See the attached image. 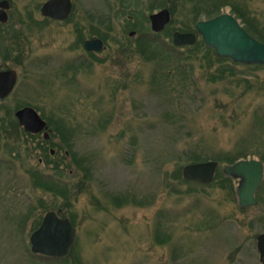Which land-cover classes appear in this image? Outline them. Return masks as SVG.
Wrapping results in <instances>:
<instances>
[{"label": "rangeland", "instance_id": "374dc122", "mask_svg": "<svg viewBox=\"0 0 264 264\" xmlns=\"http://www.w3.org/2000/svg\"><path fill=\"white\" fill-rule=\"evenodd\" d=\"M9 1L0 70L14 68L17 81L0 99V123L2 106H33L54 133L46 149L57 155L44 159L41 135L21 130L8 138L11 149L0 147V264H74L30 250L37 218L59 208L74 219L77 264H262L256 238L264 231V175L257 204L242 208L236 179L232 188L218 178L200 186L174 174L197 162L188 161L193 155L221 168L230 164L218 160L225 156L264 154V67L224 62L233 74L211 80L221 67L216 59L208 67L203 48L185 57L189 49L164 32L146 34L151 46L136 52L139 30L150 28L145 17L164 0H73L72 20L61 22H42L45 0ZM223 1L239 4L251 24L239 17L242 26L264 37V0ZM190 4L176 6L172 26L189 24ZM231 8L222 12L235 16ZM96 33L106 35L104 47L86 54L78 40ZM33 169L60 175L74 194L66 201L35 187Z\"/></svg>", "mask_w": 264, "mask_h": 264}, {"label": "water", "instance_id": "95a60500", "mask_svg": "<svg viewBox=\"0 0 264 264\" xmlns=\"http://www.w3.org/2000/svg\"><path fill=\"white\" fill-rule=\"evenodd\" d=\"M8 8L9 1L1 0V22L7 20L6 9ZM71 8V0H45L40 5V13L53 19H64ZM171 19L172 14L169 8H161L149 15L150 28L154 32H160ZM195 29L204 42L218 55L245 64H264V42L252 36L232 13L222 12L208 19L198 20L195 23ZM134 33L133 30L129 32L130 35ZM195 41L194 32L174 30L172 33V42L175 46L191 45ZM103 46V40L98 37L84 41V47L88 50H101ZM16 81L17 71L14 68L0 70V99H4L11 93ZM14 115L25 131L38 133L48 127L47 121L30 105L18 108ZM43 137L49 138L47 130H44ZM217 167L216 160L197 161L183 165L181 173L185 179L207 184L213 181ZM221 171L224 175L237 180L235 193L240 207L257 204L255 193L264 175L262 160L241 158L223 165ZM60 212V208L57 211H46L39 226L31 232L29 242L32 253L60 258L69 252L75 241V228L68 217L59 215ZM256 248L259 259L264 264V231L257 235Z\"/></svg>", "mask_w": 264, "mask_h": 264}, {"label": "trees", "instance_id": "16d2710c", "mask_svg": "<svg viewBox=\"0 0 264 264\" xmlns=\"http://www.w3.org/2000/svg\"><path fill=\"white\" fill-rule=\"evenodd\" d=\"M167 1H170L172 4L171 3L166 4ZM188 2L191 3L190 7H191L192 16H193L192 20L189 22V24H186L184 26H180V27L172 26V24L175 21L174 15H175V11H176V6L182 5V7H183ZM228 2H225L223 0H164V4L161 3V5H163L164 7L169 8V10L172 14V19H171L170 23L167 24L166 27L164 28V30L161 32H164L167 35V37H171L174 30L191 31V32H194L196 35L200 36V39H196V41L192 45H184L189 49L187 51V54L185 57H191V55H197L198 54L197 50L203 48L204 49V52H203L204 55L203 56L207 60L208 67L212 65L213 58H215L217 63L221 65V67L218 68V70H217L218 71V73L216 74L217 76H212V75L209 76V79H211V80H215L216 77L222 78L224 76L225 72H228L232 75L234 71H233L231 66L227 65V63H229V62H231V64H233V65L243 64V65H246L249 67H253V66H263L264 67V64H259V63H257V64H245V63L235 62L228 57H223V56L218 55L211 46L207 45L204 42L202 36L195 29L196 21L200 20L202 16L205 19H208V18H211L217 14H220V13H222V8L228 4L231 5L232 12L235 14L236 18H239V17L242 18V20L245 24L247 23L251 26V24L248 22V20L246 18V15H245L243 8L241 6H239V4H237V3H234V2L228 3ZM154 6H155V3L152 4L150 9L152 10L153 9L152 7H154ZM121 10L125 11V9H123L122 7H121ZM28 17L30 19V14L28 15ZM145 18L147 21H149L148 16H146ZM46 21H47V19L42 20V22H46ZM26 22H28V24L30 23V21H26ZM32 22L35 23V20H32ZM134 25H133V28H135ZM250 26L244 25V28L248 32L256 35L257 38H259L261 41L264 42V37L262 36V34H260V32L254 33L253 32L254 29L251 28ZM139 33H140V35L138 37V40H141V41L138 42L136 52H138L140 54H144L147 51V47L151 46V44H150L151 40L146 36V34L157 36L160 34V32H153L151 30V28L142 26L141 30H139ZM96 35L101 37L105 41L107 39L106 35H104V34L96 33ZM149 52L151 53V55L148 54V56H149V59H151L150 57L153 58L152 55L154 53L152 52V50H149ZM224 62H227V63L224 64ZM225 65H227V66H225ZM167 74L169 75V72H167ZM2 107L5 109V112L7 113V115H4L1 117L0 142L5 139V141H6V143H5L6 147L5 148H6V150H9L11 148L9 146H7L9 144L8 138L15 136V134L18 135V133L20 132V130L22 131V129L20 128L18 121H17L16 117L14 116V110H11L8 107H4V106H2ZM6 118H7V120H9V122L6 121ZM22 132L25 133L24 131H22ZM25 134H28V133H25ZM28 135H30L32 138L35 137L34 135H31V134H28ZM53 136H54V133L51 132L49 140H45L44 138H41V141L38 142L39 147H40L41 151L43 152V156L45 157L44 159H46V158L50 159L53 156L46 149V145L48 143L52 142L51 139ZM70 153L72 154L71 160L75 159L73 153L71 151H70ZM247 154H253V155L259 156V158L264 162V154H262V151H260V150L255 151V152H247L246 151L245 153H242V154L239 153V154L234 155V156H225L224 158H219L218 160L224 162V159H225V162L233 163V162L237 161L238 159L246 158ZM54 155H57L56 150L54 152ZM200 160H202V157H199L197 155H193V156L189 157L188 161H200ZM60 166H61V164H59V162L55 163L56 168L60 167ZM30 174L32 176V183L35 187L42 188V189L48 190V191H52L55 194L62 196L64 199H66V201H68V199H70V197L74 194V187L70 186V184H68L67 182H64L60 175L57 176V178H52V176H49V175L45 176L44 174H42V172L39 173L37 171H31ZM174 178L179 179L180 181H183L184 183L197 184L200 186H211L213 184L212 182L217 180V178H218L220 180L219 184L222 187L228 183H230L231 188L233 186V184H232L233 178L230 176L224 175L222 173L220 167L217 168V172L215 174L213 181L210 183H207V184L198 183V182L193 181V180L185 179L181 173V166H178L176 168ZM81 184H83V181ZM66 201L64 203H62L60 206H62V207L65 206L67 203ZM41 217L42 216H39L37 218V220L35 222L36 224L34 225L33 229H35L39 225ZM69 219L72 222V224H74L73 217H70ZM75 247H76V243L73 244L72 247L70 248L69 252L64 257H61V258L65 259V260H68L69 258H71V263H74V264H77V261L80 262L79 259L77 258V256L75 255ZM54 259H60V258H54ZM65 264H68V261L65 262Z\"/></svg>", "mask_w": 264, "mask_h": 264}, {"label": "flooded vegetation", "instance_id": "af4514ba", "mask_svg": "<svg viewBox=\"0 0 264 264\" xmlns=\"http://www.w3.org/2000/svg\"><path fill=\"white\" fill-rule=\"evenodd\" d=\"M1 1V0H0ZM9 1V0H8ZM72 1V8H71V11H70V13L68 14V16L66 17V18H64V19H53V18H51V17H48V16H43L42 15V17H44V19H50V20H53V21H56V22H61V21H71L72 20V18H73V16H74V3H73V0H71ZM44 2V1H43ZM42 2V3H43ZM41 3V4H42ZM9 8H10V1H9ZM9 8L8 9H6V12H7V14H8V10H9ZM118 8V11L119 10H121L120 9V6H118L117 7ZM39 10H40V8H39ZM152 13V12H151ZM151 13H149V15L151 14ZM149 15H148V19H149ZM8 19H9V14H8V18H7V20L5 21V22H1L0 21V23H6L7 21H8ZM72 23H74L73 25H74V29H76V30H81V31H83L84 29H85V27H87L86 25H84V23H80V22H72ZM149 24H150V20H149ZM90 27H97V26H93V25H91ZM89 27V28H90ZM164 30V29H163ZM162 30V31H163ZM132 31V30H131ZM134 31V30H133ZM161 32V31H160ZM92 38H97V37H91V38H83V35H81V39H79L78 40V42L80 43V45L83 47V50H84V52L86 53V54H94V53H96V52H98V51H100V50H97V51H95V50H88V49H86L85 47H84V41L85 40H87V39H92ZM98 38H100V37H98ZM102 39V38H101ZM104 47V46H103ZM3 70V69H2ZM6 98V97H5ZM4 98V99H5ZM16 111V110H15ZM15 111H14V113H15ZM18 121V120H17ZM19 124V123H18ZM19 126H20V128L22 129V131H24L25 133H28V134H31V135H34L35 137H38L39 135H41V137L42 138H44L43 137V132H44V130H47L48 132H49V138L48 139H45V140H49L50 139V133H51V129L49 128V127H47V129H44V130H42V131H40V132H38V133H31V132H28V131H25L24 129H23V127L19 124ZM48 126V125H47ZM34 137V138H35ZM5 141V139L4 140H2L1 142H0V147L2 146V145H4V147H6V145H5V143H6V141ZM4 142V144H2ZM48 151L53 155L54 154V152H55V149L54 148H48ZM32 171H37V170H35V169H33ZM31 172V171H30ZM37 172H39V171H37ZM43 217V216H42ZM42 217H41V220H42ZM41 220H40V222H41ZM40 224V223H39ZM39 226V225H38ZM37 226V227H38ZM36 227V228H37ZM35 228V229H36Z\"/></svg>", "mask_w": 264, "mask_h": 264}]
</instances>
